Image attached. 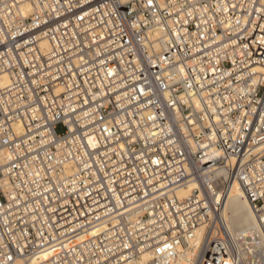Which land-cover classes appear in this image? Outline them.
I'll return each instance as SVG.
<instances>
[{
    "label": "built area",
    "instance_id": "obj_1",
    "mask_svg": "<svg viewBox=\"0 0 264 264\" xmlns=\"http://www.w3.org/2000/svg\"><path fill=\"white\" fill-rule=\"evenodd\" d=\"M183 259L264 264V0H0V264Z\"/></svg>",
    "mask_w": 264,
    "mask_h": 264
},
{
    "label": "bare ground",
    "instance_id": "obj_2",
    "mask_svg": "<svg viewBox=\"0 0 264 264\" xmlns=\"http://www.w3.org/2000/svg\"><path fill=\"white\" fill-rule=\"evenodd\" d=\"M26 6L27 5H25V8ZM193 186L194 184L192 182H188L177 189V194H179L180 196L189 194ZM245 211H249L253 215H251L252 217L248 218V221L243 220ZM226 212L229 223L235 229H250L256 223L254 214L249 206V203L245 198L243 192L241 191L240 187L236 183L232 186L229 192V196L226 201ZM46 255L47 254L44 253L41 257L46 258ZM181 262V264H190L187 263V261H185L184 259Z\"/></svg>",
    "mask_w": 264,
    "mask_h": 264
},
{
    "label": "rangeland",
    "instance_id": "obj_3",
    "mask_svg": "<svg viewBox=\"0 0 264 264\" xmlns=\"http://www.w3.org/2000/svg\"><path fill=\"white\" fill-rule=\"evenodd\" d=\"M60 130H61V129L59 128V131H60ZM246 215H247V216H246ZM251 215H252V214H251L249 211H245V214H244V218H243V220L248 221V218L253 216V215H252V216H251ZM246 219H247V220H246Z\"/></svg>",
    "mask_w": 264,
    "mask_h": 264
}]
</instances>
